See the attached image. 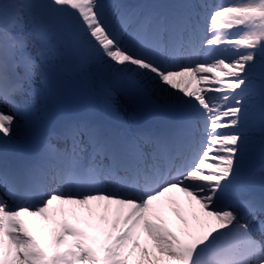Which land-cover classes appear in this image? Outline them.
Returning <instances> with one entry per match:
<instances>
[{"label":"snow or ice","instance_id":"1","mask_svg":"<svg viewBox=\"0 0 264 264\" xmlns=\"http://www.w3.org/2000/svg\"><path fill=\"white\" fill-rule=\"evenodd\" d=\"M257 155L264 0H0V264H264Z\"/></svg>","mask_w":264,"mask_h":264},{"label":"rangeland","instance_id":"2","mask_svg":"<svg viewBox=\"0 0 264 264\" xmlns=\"http://www.w3.org/2000/svg\"><path fill=\"white\" fill-rule=\"evenodd\" d=\"M130 2H135V3H150V2H152V0H130ZM65 87H66V89H67V91L69 93V96H70V100H69L68 106H72V107H68L67 106L64 109H57V108L54 107L53 110H52V119L50 120L52 123L58 122V120L61 117H64V115L66 113H68V111L71 112V110L74 107H78L77 101L82 96V92H80V91H84V89H86L87 91H90V90H99V85L97 83V78H96L95 74H90L89 77H87V78L81 77V76H68V77H66ZM77 94L79 96L78 98H76V95ZM125 110L129 113V116H131V113L133 111V106L126 103L125 104ZM5 111H7V109H5ZM137 116H138V114L135 116L134 119H130V121H136L138 124H140L141 122L137 121V119H136ZM139 127H141V126L139 125ZM263 164H264V160H262L259 157V155H257L256 157H254L252 160H250L248 162V168L250 170H259V169H256L255 167H257L258 165L262 167ZM256 173H257V175H256L255 182H259V180H260V174L257 171H256ZM66 207L71 208L72 206H66ZM82 215H85V214L82 213ZM25 219L28 222L29 226L33 228L34 234H37L35 232V226H36V223L37 222L36 221H32L29 218H25ZM57 220L58 221L67 220L69 223L75 225L78 228H81V229L90 231V229L88 228V225L83 220H77L76 217L72 216L71 214H69L67 216H59L58 215L57 216ZM42 223H44V224L47 225L48 230H51L52 228H55V227L58 226L57 224L52 223V222H42ZM93 223L99 224L101 222L98 219H94L93 220ZM45 235H48V232H46ZM37 238L38 239L40 238L39 234H37ZM5 239H7V237ZM144 239H146V238H144ZM144 239H142V243L144 242Z\"/></svg>","mask_w":264,"mask_h":264},{"label":"bare ground","instance_id":"3","mask_svg":"<svg viewBox=\"0 0 264 264\" xmlns=\"http://www.w3.org/2000/svg\"><path fill=\"white\" fill-rule=\"evenodd\" d=\"M7 240V239H6Z\"/></svg>","mask_w":264,"mask_h":264}]
</instances>
